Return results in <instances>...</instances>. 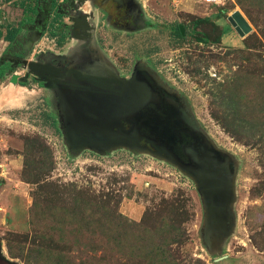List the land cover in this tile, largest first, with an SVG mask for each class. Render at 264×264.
<instances>
[{
    "label": "rangeland",
    "instance_id": "374dc122",
    "mask_svg": "<svg viewBox=\"0 0 264 264\" xmlns=\"http://www.w3.org/2000/svg\"><path fill=\"white\" fill-rule=\"evenodd\" d=\"M18 1L0 0V65L10 63L0 75L2 252L15 264H264V0H134L145 22L129 29L124 20L93 21L96 3L76 11L90 15L80 46L94 71L178 102L211 148L227 155L231 226L209 241L194 179L148 142H65L59 96L23 75L41 52L74 67V49L58 50L52 25L41 37L24 29L26 54L15 57L9 27L28 16ZM233 12L246 32L230 24ZM234 114L243 117L237 134L224 130ZM67 206L83 207V216L58 220L57 207ZM71 229L75 242H60ZM33 241L42 243L40 256Z\"/></svg>",
    "mask_w": 264,
    "mask_h": 264
},
{
    "label": "water",
    "instance_id": "95a60500",
    "mask_svg": "<svg viewBox=\"0 0 264 264\" xmlns=\"http://www.w3.org/2000/svg\"><path fill=\"white\" fill-rule=\"evenodd\" d=\"M237 16L233 12L229 17ZM237 22L243 32L248 30L241 18ZM72 26L80 29L81 35L89 33L83 16L73 19ZM27 66L29 73L59 96L62 114L58 118L64 140L70 147L97 142L100 146L131 148L139 139L148 142L155 154L165 157L194 179L203 206V239L209 241L214 235L228 232L231 187L227 155L213 150L193 121L186 125L192 140L184 143V126L180 129L172 117L166 116L170 110L164 106L166 100L148 86L125 83L108 72L100 74L94 69L82 70L70 65L28 62ZM14 80L12 76L11 81ZM78 104L82 105L81 109L77 108ZM163 127H166L164 133Z\"/></svg>",
    "mask_w": 264,
    "mask_h": 264
},
{
    "label": "flooded vegetation",
    "instance_id": "af4514ba",
    "mask_svg": "<svg viewBox=\"0 0 264 264\" xmlns=\"http://www.w3.org/2000/svg\"><path fill=\"white\" fill-rule=\"evenodd\" d=\"M87 1H89L88 3H90V5L96 3V12L94 11L95 14H93L91 18L93 21L95 19V22L97 23L104 20L103 23L110 22L111 25L115 24V26L118 27V25H120L119 22L124 20L123 25L125 28L129 29L130 27L135 26L140 27V24L143 21L145 22V19L142 17V12L138 10L136 6L137 3L134 0H35V12H28L26 21L22 25H25L24 27L26 30L33 31V33H38L39 37H41V35L44 34V32L48 30L49 27L53 28L52 25H54V36L56 35L57 31L58 43H60L58 50H64L68 52L74 49V55L72 54V56H70V61L72 62H69V64L75 62L74 64L77 65L72 68H79L82 70L93 69L94 66H89L87 61V54L89 51L85 49L86 47L84 45L80 46V41L88 34L81 35V30L72 26L73 19H78L83 16L88 22V32L91 30L92 26L90 25L91 22H89L90 15L83 11L79 14H76L77 9H83L84 3ZM98 11L101 12V15ZM129 22L131 23L129 24ZM23 44L24 41L16 46H12L17 49V52L14 54L15 57L21 58L20 60H22L26 54V48L23 47ZM82 47H84V49ZM78 48L80 50H77ZM75 51H78L77 54H75ZM39 55H41L40 60L38 59V56H36L37 58H35V60H31L30 62L58 66V58L54 60L51 56L47 55L46 52H41ZM47 57H51V60L49 59V61H45L44 58ZM80 64H84L85 67L81 66ZM9 70L10 63L4 71L6 72ZM140 73L145 75L143 72ZM23 77L25 81L28 77H31L32 80L35 79L31 73L26 75L24 73ZM50 90L51 89L47 88V91H49L54 96V91ZM164 106L170 109L169 111H166V116L169 118L172 117V121L174 124H179L180 129H182V125L184 126L185 133L182 134V137H186L184 143H189V141L192 140V135L189 133V127H186V125L188 126L192 119L189 117L186 110L182 109L178 102L170 103L167 101L164 103ZM125 126L127 127V125ZM9 259L10 258H8L4 252H2L0 245V264H11V259Z\"/></svg>",
    "mask_w": 264,
    "mask_h": 264
},
{
    "label": "trees",
    "instance_id": "16d2710c",
    "mask_svg": "<svg viewBox=\"0 0 264 264\" xmlns=\"http://www.w3.org/2000/svg\"><path fill=\"white\" fill-rule=\"evenodd\" d=\"M33 1V4L32 5H30V2H26L25 3V0H19L18 1V5L20 6V8H21V10H22V12H23V14H25V13H27V12H31V13H34L35 12V0H32ZM26 18L27 17H24V18H22V19H20L19 20V22L17 23V25H16V27H9V28H11L12 29V31L10 32V34H9V37L7 38L8 40H9V42L7 43V47H9L10 45H11V43H12V41H13V39H14V37H15V35L18 33V31L20 30V25H22L25 21H26ZM233 19H234V21H233ZM229 21H232V22H234V24L237 26V27H239V24H238V16L237 17H234V18H229ZM232 22H230V24L232 23ZM239 31L240 32H242L243 30L241 29V27H239ZM177 34H178V31L176 32ZM219 37L218 38H216L217 40L220 38V29H219V35H218ZM243 47H244V43H243ZM242 47V48H243ZM241 48V49H242ZM240 49V48H239ZM9 65V63L8 62H4V63H2L1 65H0V75H2L3 74V72H4V70L7 68V66ZM22 84V83H21ZM235 115V114H234ZM242 120H243V117H242V115H235V116H232V118H231V124H230V126H229V123H227L226 124V126L224 127V130L225 131H229V129L231 130V131H233L234 133H238V132H240L241 131V127H244V124H242ZM235 121H239V122H235ZM241 122V123H240ZM162 131H163V133L166 131V129L165 128H163L162 129ZM58 208V210H56L55 211V214L57 215V218H58V220L59 219H63V220H65V217H67L68 218V216H70V215H72V214H74L75 216H76V218H75V220L77 219V216H83V210L84 209H82L83 207H79L78 208V210L75 212V210H72L70 207H57ZM65 208H68L67 210H65ZM75 227V226H74ZM161 229H162V226H160V231H161ZM64 233L66 234V236L68 237H65L64 236ZM69 237H71V238H69ZM75 237V234H74V232H73V230L71 229V230H67V231H65V232H63V233H60V238H59V241L60 242H63L64 244H66V243H70V244H73L74 242H75V240H76V238H74ZM31 244L32 245H34L35 246V243H34V241L33 242H31ZM39 246V247H38ZM42 243L40 242V244L39 245H36L34 248H33V252L35 253V255L36 256H40L41 254H42Z\"/></svg>",
    "mask_w": 264,
    "mask_h": 264
},
{
    "label": "crops",
    "instance_id": "0c3cea01",
    "mask_svg": "<svg viewBox=\"0 0 264 264\" xmlns=\"http://www.w3.org/2000/svg\"><path fill=\"white\" fill-rule=\"evenodd\" d=\"M24 26H25V25H23V26L20 27V30H19L18 33H17L18 35H17V34L15 35V37H14L12 43H15L16 45H18V44H20L22 41H24V39H25V30H24V29H26ZM34 34L37 36L38 33H34ZM16 42H17V43H16ZM18 42H19V43H18Z\"/></svg>",
    "mask_w": 264,
    "mask_h": 264
},
{
    "label": "clouds",
    "instance_id": "9594fccd",
    "mask_svg": "<svg viewBox=\"0 0 264 264\" xmlns=\"http://www.w3.org/2000/svg\"><path fill=\"white\" fill-rule=\"evenodd\" d=\"M230 19H231V18H230ZM233 21H234V19H233ZM229 22H232V21H229ZM231 25H233V26H234L236 29H238V30H239V27H240V26H239V27H237V26L234 24V22H232V23H231ZM242 32H243V31H242Z\"/></svg>",
    "mask_w": 264,
    "mask_h": 264
},
{
    "label": "built area",
    "instance_id": "2783aa9c",
    "mask_svg": "<svg viewBox=\"0 0 264 264\" xmlns=\"http://www.w3.org/2000/svg\"><path fill=\"white\" fill-rule=\"evenodd\" d=\"M205 2H215L217 0H204Z\"/></svg>",
    "mask_w": 264,
    "mask_h": 264
}]
</instances>
